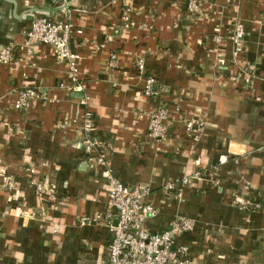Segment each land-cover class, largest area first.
<instances>
[{"label": "crops", "instance_id": "0c3cea01", "mask_svg": "<svg viewBox=\"0 0 264 264\" xmlns=\"http://www.w3.org/2000/svg\"><path fill=\"white\" fill-rule=\"evenodd\" d=\"M198 1L190 14L188 0H0V48L12 47L19 62L15 70L0 66V264H104L105 178L84 164L78 123L61 126L85 112L113 175L151 190L150 232L188 218L194 228L176 243L188 246L192 264H264V0ZM36 15L71 24L79 83L50 47L35 45L30 55L22 48ZM235 20L245 31L243 60L254 69L249 87L233 77ZM145 77L155 80L156 99L143 96ZM25 87L46 100L16 111ZM161 106L165 141L148 136L147 113ZM185 118L202 122L196 142L185 137ZM196 172L180 200L163 189ZM248 198L261 209L243 207ZM97 215L99 223L80 224Z\"/></svg>", "mask_w": 264, "mask_h": 264}, {"label": "built area", "instance_id": "2783aa9c", "mask_svg": "<svg viewBox=\"0 0 264 264\" xmlns=\"http://www.w3.org/2000/svg\"><path fill=\"white\" fill-rule=\"evenodd\" d=\"M190 14L198 13L200 3L198 0H188L186 6ZM79 33V32H78ZM72 37V26L66 21H53L46 16L36 15L31 20L29 31L25 33L22 48L27 55L32 53L35 45L50 47L54 59L66 66L70 80L78 82V56L70 49ZM228 40L230 43V60L235 68L233 77H244L245 87L251 86V75L254 72L253 66L244 62L243 53L245 48V31L242 23L235 20L231 26ZM216 43L220 38L215 39ZM116 59V55H110L109 65ZM223 63V61L221 60ZM0 66L9 70H15L19 62L15 59L12 47L0 48ZM135 67L140 74H143L145 67L143 60L138 59ZM74 93H80V103L87 104V96L83 93L81 85L74 86ZM142 94L145 98L156 99L159 89L152 77L144 78ZM33 100H46L38 92L30 87L21 89L14 102L16 111H27ZM142 115H140L141 117ZM148 136L154 140L165 141L167 138V110L161 106L152 112L147 113ZM78 123L81 131L80 148L84 163L89 170L99 171L105 178L104 193L107 197L108 212L104 216L105 222L110 230V241L106 249L104 264H192L191 252L188 246L178 245L176 240L194 228V221L188 218H175L169 223L168 229L160 233H152L147 228V222L157 215L154 206L147 202L151 190L147 187L136 185L128 187L122 184L111 172L108 165V151L102 147L94 138L95 120L89 112L81 117L63 123ZM185 137L190 142H196L201 136L202 122L194 121L191 118L182 120ZM196 163V161H195ZM25 174L30 177V185L37 193L42 191V186L35 180L34 170L27 169ZM199 173L182 177L179 180L168 182L163 189L169 197L174 200L182 198L183 188L199 180ZM249 212L261 209V203L253 202L250 198L242 203ZM103 217L95 216L88 220L82 218L80 224L99 223Z\"/></svg>", "mask_w": 264, "mask_h": 264}, {"label": "water", "instance_id": "95a60500", "mask_svg": "<svg viewBox=\"0 0 264 264\" xmlns=\"http://www.w3.org/2000/svg\"><path fill=\"white\" fill-rule=\"evenodd\" d=\"M85 164V163H84Z\"/></svg>", "mask_w": 264, "mask_h": 264}]
</instances>
